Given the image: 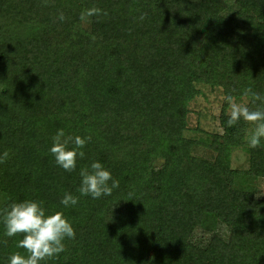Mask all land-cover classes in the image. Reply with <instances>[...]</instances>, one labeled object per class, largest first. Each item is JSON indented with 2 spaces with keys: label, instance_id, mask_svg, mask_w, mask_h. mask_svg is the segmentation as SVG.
Masks as SVG:
<instances>
[{
  "label": "trees",
  "instance_id": "1",
  "mask_svg": "<svg viewBox=\"0 0 264 264\" xmlns=\"http://www.w3.org/2000/svg\"><path fill=\"white\" fill-rule=\"evenodd\" d=\"M93 6L107 15L87 27ZM197 86L264 96V0H0V209L43 201L76 233L41 264H264V139L250 148L253 126L229 127L225 100L222 134L185 137ZM60 129L91 137L72 172L50 153ZM94 161L119 181L111 196L78 192ZM4 232L0 219L9 264L26 252Z\"/></svg>",
  "mask_w": 264,
  "mask_h": 264
},
{
  "label": "clouds",
  "instance_id": "2",
  "mask_svg": "<svg viewBox=\"0 0 264 264\" xmlns=\"http://www.w3.org/2000/svg\"><path fill=\"white\" fill-rule=\"evenodd\" d=\"M100 15L106 16L107 12L93 6L83 10L79 18L87 23L89 18ZM59 19L63 21L66 17L60 13ZM90 38L93 41L96 40L95 35ZM243 97L250 100L243 103L237 102L232 95H226L223 98L228 105L227 125L232 127L241 120L252 125V130L246 139L248 146L255 149L261 146V141L264 139V107L251 109L248 107V102L255 104L260 101L261 105H264V96L253 92L252 88L248 87L244 89ZM90 140V136H73L66 134L64 129H60L52 137L50 153L58 166L67 172H72L77 167V160L85 157L82 149ZM7 158L8 152L5 151L3 158H0V163ZM79 175L81 177L78 188L80 196L90 195L93 199H99L102 196H111L113 190L119 187V181L114 179L111 172L98 161L92 162L90 167H82ZM78 201V196L65 193L60 203L64 207H69L76 205ZM0 219L5 228V236H22L16 246L26 252V255L19 251L11 254L9 264H41L42 261L55 259L67 250L65 239H75L76 236L74 227L64 212H47L43 201L12 202L0 209Z\"/></svg>",
  "mask_w": 264,
  "mask_h": 264
},
{
  "label": "rangeland",
  "instance_id": "3",
  "mask_svg": "<svg viewBox=\"0 0 264 264\" xmlns=\"http://www.w3.org/2000/svg\"><path fill=\"white\" fill-rule=\"evenodd\" d=\"M87 27L89 21L84 22ZM201 92L196 96L188 106V126L185 137L191 139L206 138V134H222L219 126L218 117L223 105V93L220 88H210L208 86H197ZM237 102H246L242 99ZM228 112V111H227ZM233 169L245 170L248 166V154L246 149L239 148L233 151L231 158ZM258 195L264 198V180L257 185ZM216 241L213 238L209 241L210 245Z\"/></svg>",
  "mask_w": 264,
  "mask_h": 264
}]
</instances>
